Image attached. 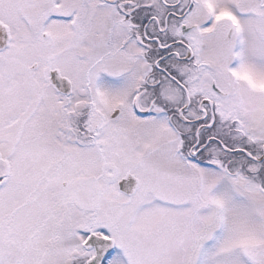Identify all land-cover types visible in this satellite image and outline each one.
Wrapping results in <instances>:
<instances>
[{
    "label": "snow or ice",
    "instance_id": "1",
    "mask_svg": "<svg viewBox=\"0 0 264 264\" xmlns=\"http://www.w3.org/2000/svg\"><path fill=\"white\" fill-rule=\"evenodd\" d=\"M0 264H264V0H0Z\"/></svg>",
    "mask_w": 264,
    "mask_h": 264
}]
</instances>
